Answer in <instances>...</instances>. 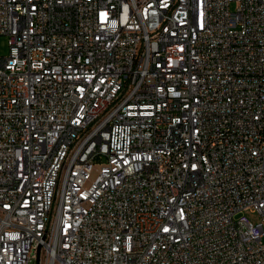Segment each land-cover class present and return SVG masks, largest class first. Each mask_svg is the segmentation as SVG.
Listing matches in <instances>:
<instances>
[{
	"label": "built area",
	"instance_id": "obj_1",
	"mask_svg": "<svg viewBox=\"0 0 264 264\" xmlns=\"http://www.w3.org/2000/svg\"><path fill=\"white\" fill-rule=\"evenodd\" d=\"M2 35L0 264H264V0H0Z\"/></svg>",
	"mask_w": 264,
	"mask_h": 264
},
{
	"label": "rangeland",
	"instance_id": "obj_2",
	"mask_svg": "<svg viewBox=\"0 0 264 264\" xmlns=\"http://www.w3.org/2000/svg\"><path fill=\"white\" fill-rule=\"evenodd\" d=\"M8 49L9 46L7 43V36H0V56H6L8 54ZM244 214L251 223L257 224L260 222V217L257 212H251L249 210H246ZM261 242L264 243V234L262 236ZM30 264H37V261Z\"/></svg>",
	"mask_w": 264,
	"mask_h": 264
}]
</instances>
